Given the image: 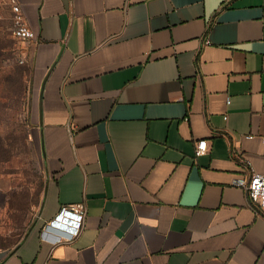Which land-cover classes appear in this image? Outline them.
Listing matches in <instances>:
<instances>
[{"label":"crops","instance_id":"1","mask_svg":"<svg viewBox=\"0 0 264 264\" xmlns=\"http://www.w3.org/2000/svg\"><path fill=\"white\" fill-rule=\"evenodd\" d=\"M17 1L47 182L0 264H264V0Z\"/></svg>","mask_w":264,"mask_h":264},{"label":"rangeland","instance_id":"2","mask_svg":"<svg viewBox=\"0 0 264 264\" xmlns=\"http://www.w3.org/2000/svg\"><path fill=\"white\" fill-rule=\"evenodd\" d=\"M3 1L0 0V4ZM9 14L0 19V250L36 224L47 176L32 120V69Z\"/></svg>","mask_w":264,"mask_h":264},{"label":"built area","instance_id":"3","mask_svg":"<svg viewBox=\"0 0 264 264\" xmlns=\"http://www.w3.org/2000/svg\"><path fill=\"white\" fill-rule=\"evenodd\" d=\"M0 4V19L4 17V11L10 10V18L12 23V31L16 38L26 41L36 39V32L28 24L21 6L17 0H2ZM209 43V40H205ZM229 101V100H228ZM264 142V136L261 137ZM207 140H199L196 147L197 154H201L207 150ZM245 165L249 171L248 179H244L241 184L246 190L250 205L258 213L264 215V171L255 170L251 162L246 160ZM87 207L85 202L65 204L61 207L56 216L51 219L44 233L52 228L63 231L67 239L76 238L84 227Z\"/></svg>","mask_w":264,"mask_h":264},{"label":"water","instance_id":"4","mask_svg":"<svg viewBox=\"0 0 264 264\" xmlns=\"http://www.w3.org/2000/svg\"><path fill=\"white\" fill-rule=\"evenodd\" d=\"M41 211V210H40Z\"/></svg>","mask_w":264,"mask_h":264}]
</instances>
